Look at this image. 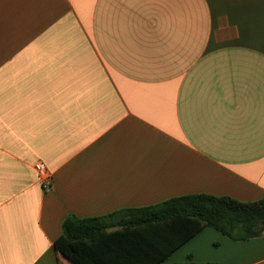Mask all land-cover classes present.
Wrapping results in <instances>:
<instances>
[{"label":"crops","instance_id":"obj_1","mask_svg":"<svg viewBox=\"0 0 264 264\" xmlns=\"http://www.w3.org/2000/svg\"><path fill=\"white\" fill-rule=\"evenodd\" d=\"M199 194L264 198V0H0V264H72L69 218L109 225L85 264H149L131 214ZM185 263L264 264V235Z\"/></svg>","mask_w":264,"mask_h":264},{"label":"trees","instance_id":"obj_2","mask_svg":"<svg viewBox=\"0 0 264 264\" xmlns=\"http://www.w3.org/2000/svg\"><path fill=\"white\" fill-rule=\"evenodd\" d=\"M131 215L134 221L149 223L150 235L146 237L148 253L152 256L149 264L169 259L207 228H213L236 242L264 235V198L256 202H241L231 197L187 195L135 210ZM108 226L101 220L69 218L64 224L62 236L55 242L56 250L72 264H85L86 241L103 233ZM107 263L115 264L110 258Z\"/></svg>","mask_w":264,"mask_h":264},{"label":"built area","instance_id":"obj_3","mask_svg":"<svg viewBox=\"0 0 264 264\" xmlns=\"http://www.w3.org/2000/svg\"><path fill=\"white\" fill-rule=\"evenodd\" d=\"M35 172L39 181L43 185L45 193H49L54 188V176L53 173L47 168L43 162H37L35 164Z\"/></svg>","mask_w":264,"mask_h":264}]
</instances>
